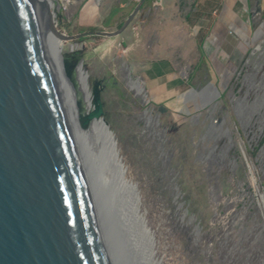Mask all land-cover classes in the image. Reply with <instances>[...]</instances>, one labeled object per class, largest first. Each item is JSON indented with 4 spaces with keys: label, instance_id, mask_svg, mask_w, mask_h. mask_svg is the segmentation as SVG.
I'll return each mask as SVG.
<instances>
[{
    "label": "rangeland",
    "instance_id": "374dc122",
    "mask_svg": "<svg viewBox=\"0 0 264 264\" xmlns=\"http://www.w3.org/2000/svg\"><path fill=\"white\" fill-rule=\"evenodd\" d=\"M216 1L144 0L117 36L58 41L100 83L155 264H264V14L251 4L245 34L221 38ZM140 2L61 1L56 28L116 31ZM163 60L186 85L154 96L146 71Z\"/></svg>",
    "mask_w": 264,
    "mask_h": 264
},
{
    "label": "water",
    "instance_id": "95a60500",
    "mask_svg": "<svg viewBox=\"0 0 264 264\" xmlns=\"http://www.w3.org/2000/svg\"><path fill=\"white\" fill-rule=\"evenodd\" d=\"M143 1L116 31L74 36L56 28L54 8L62 5L54 0H0V264H145L121 219L139 191L119 180L127 169L117 139L112 136L116 170L106 184L78 140L79 128L93 120L111 130L100 89L90 88L88 75L92 107L87 111L79 96L75 131L44 35L47 29L70 45L88 35L117 36ZM72 61L86 72L87 66L84 58L63 56L65 76L77 90L76 69L66 68ZM107 155L104 167L114 170Z\"/></svg>",
    "mask_w": 264,
    "mask_h": 264
},
{
    "label": "bare ground",
    "instance_id": "6f19581e",
    "mask_svg": "<svg viewBox=\"0 0 264 264\" xmlns=\"http://www.w3.org/2000/svg\"><path fill=\"white\" fill-rule=\"evenodd\" d=\"M64 4L68 3L69 0H61ZM39 17L40 12H39ZM44 35L48 41V48L50 52V58L52 61V68L56 77V80L60 87L62 88L63 93H67V102L70 105V122L72 127H74V130L76 131V127L78 126V116L79 111L77 109V99L80 95L83 97V104L86 106L87 111L91 110V93H89L88 86H87V78L83 76V67L81 65H78L77 67L75 64L70 62L69 65H67L68 70H74L76 69V86L77 90L75 89V86L69 82V80L65 76V72H62L61 68V62H63V55L64 53L63 45H59L58 39L56 36L51 34L47 29L44 30ZM78 46L76 45H70V50H76ZM76 67V68H75ZM79 92V95H78ZM79 127V126H78ZM78 140L79 143L81 142V145L83 146L84 150L87 152V155L89 157V160H92L94 165L99 168V177L100 181L103 183H108L111 178H113V174L115 173L116 167L113 162L114 155L113 150H111L112 145H114L113 137L108 132L107 126L104 124V122L101 119L93 120L87 129L79 130L77 131ZM81 139V141H80ZM110 151V158L112 163L114 164V170L105 169L104 163L105 160H108V153ZM99 161L101 165L97 163ZM103 161V162H102ZM102 168H101V167ZM120 182L125 186L127 184L124 176H119ZM122 185V186H123ZM128 203L130 204V212L128 210H125L123 208L121 214V219L124 223V228L129 234L131 244L138 250L140 253V257L145 262V264H155L154 263V246L153 241L150 237V235L146 232L145 226L143 222L141 221L139 217V197L135 199V202L133 203L131 201V198L128 199Z\"/></svg>",
    "mask_w": 264,
    "mask_h": 264
},
{
    "label": "crops",
    "instance_id": "0c3cea01",
    "mask_svg": "<svg viewBox=\"0 0 264 264\" xmlns=\"http://www.w3.org/2000/svg\"><path fill=\"white\" fill-rule=\"evenodd\" d=\"M216 2L221 7V13L220 18L216 20L218 22L215 35L217 34L221 38L228 35L227 33L231 32L232 29L241 36L243 33L245 34L246 27L250 24L249 11L251 4L259 8L264 14V0H217ZM237 28L241 29L243 33ZM146 75L147 82L152 85L155 84L154 87L150 88L154 96L161 95L163 91H180L182 86L186 85L184 77H180L179 73L174 71L171 60H163L149 65Z\"/></svg>",
    "mask_w": 264,
    "mask_h": 264
},
{
    "label": "flooded vegetation",
    "instance_id": "af4514ba",
    "mask_svg": "<svg viewBox=\"0 0 264 264\" xmlns=\"http://www.w3.org/2000/svg\"><path fill=\"white\" fill-rule=\"evenodd\" d=\"M93 85H96V88H98V89H100L101 90V87H100V83H98V84H93ZM95 87V86H94Z\"/></svg>",
    "mask_w": 264,
    "mask_h": 264
},
{
    "label": "built area",
    "instance_id": "2783aa9c",
    "mask_svg": "<svg viewBox=\"0 0 264 264\" xmlns=\"http://www.w3.org/2000/svg\"><path fill=\"white\" fill-rule=\"evenodd\" d=\"M60 4H61V0H60V2H59ZM62 5V4H61ZM62 8H64L63 6H62Z\"/></svg>",
    "mask_w": 264,
    "mask_h": 264
}]
</instances>
